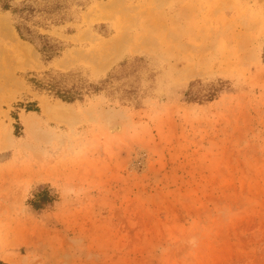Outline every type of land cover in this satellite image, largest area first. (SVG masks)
Returning <instances> with one entry per match:
<instances>
[{
    "label": "rangeland",
    "instance_id": "374dc122",
    "mask_svg": "<svg viewBox=\"0 0 264 264\" xmlns=\"http://www.w3.org/2000/svg\"><path fill=\"white\" fill-rule=\"evenodd\" d=\"M109 1L41 27L62 46L49 61L0 11V264H264V0H120L102 18ZM68 71L135 94L64 103L26 82ZM58 102L61 122L43 114Z\"/></svg>",
    "mask_w": 264,
    "mask_h": 264
},
{
    "label": "trees",
    "instance_id": "16d2710c",
    "mask_svg": "<svg viewBox=\"0 0 264 264\" xmlns=\"http://www.w3.org/2000/svg\"><path fill=\"white\" fill-rule=\"evenodd\" d=\"M15 1L0 0V11L10 13L17 36L21 40L32 44L46 61L58 56L62 51L61 42L42 34L39 29L41 27L46 28L48 26L47 22L58 25L68 20L69 0H42L43 4L39 6L34 1H21L19 3H15ZM79 4L80 2L76 3V5ZM132 60L135 62L142 61L138 57H134ZM31 75V77L26 78V82L35 90L46 93L64 103L83 102L85 98L100 92H106L112 98H115L117 93V97L124 101L135 94V89L131 85L127 89L114 88V81L118 78V75H110L97 83L90 82L82 73L75 71L44 72L41 76ZM193 84L195 83L190 84V86ZM222 86V84L210 85L206 91L203 90L202 92L189 89L185 93V101L196 103L211 101L216 98ZM25 110L36 111L37 108L33 104V106H26ZM13 118L17 120V116L13 115ZM16 133L18 132L16 131ZM53 200V195L47 189H42L32 194L29 204L34 209H42Z\"/></svg>",
    "mask_w": 264,
    "mask_h": 264
},
{
    "label": "bare ground",
    "instance_id": "6f19581e",
    "mask_svg": "<svg viewBox=\"0 0 264 264\" xmlns=\"http://www.w3.org/2000/svg\"><path fill=\"white\" fill-rule=\"evenodd\" d=\"M120 0H110L104 8L101 10V16L102 18H108L117 8V5H119ZM149 15V14H148ZM150 27V26H149ZM13 30V29H12ZM11 30V31H12ZM13 35L16 37V34L14 31H12ZM10 37V36H9ZM135 45V44H134ZM42 108V106H41ZM69 106L63 103H54V104H43V114L46 115L47 118L61 122L63 120H67L66 116L69 114ZM61 120V121H60ZM27 131L28 133L32 134L34 132V129L32 125L28 122L27 123ZM113 129L119 130V126H115ZM41 133V132H40Z\"/></svg>",
    "mask_w": 264,
    "mask_h": 264
}]
</instances>
